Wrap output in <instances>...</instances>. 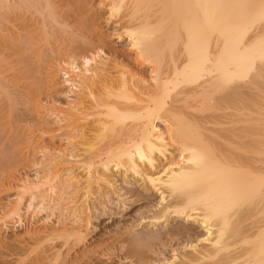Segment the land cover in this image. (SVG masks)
Instances as JSON below:
<instances>
[{"label": "bare ground", "instance_id": "obj_1", "mask_svg": "<svg viewBox=\"0 0 264 264\" xmlns=\"http://www.w3.org/2000/svg\"><path fill=\"white\" fill-rule=\"evenodd\" d=\"M48 1L0 0V16L26 11L41 25L42 36L48 39L53 27L65 35L71 27L65 28L67 21L63 25L59 19L63 14L57 18L52 0ZM97 1L108 21L123 27L115 39L127 40L132 59L100 38L96 43L90 35H79L80 39L76 35L77 40L70 42L73 38L68 36L67 43L65 35L61 40L68 46L64 43L60 48L64 54L59 51L63 56L56 53L52 63V75L59 74V83L55 80L62 87L57 92L62 100H52L49 108L37 99L39 87L29 90V85L44 82L40 83L38 71L42 64L29 68L39 78L34 76L35 84L31 81L29 88L23 87L32 97L27 98L30 93L24 97L22 89L20 96L25 99L19 101L15 91L21 86L12 94L14 84L7 81L4 86L0 78L6 111L25 122L33 120L30 112L36 116L46 107L45 116L56 127L51 137L61 144L54 150L43 146L42 159L33 164L35 177H26L15 187V198L0 216L5 226L20 222L24 212L41 216L38 233L15 239L22 252L16 255L17 263L36 250L32 264H105L111 254L123 255L131 244L128 251L138 256L132 260L128 251L124 253L121 260L128 264H264V0ZM94 19L83 20L85 28L98 21ZM16 51L17 56L21 51ZM24 51L20 60L27 59ZM44 60L48 61L43 56ZM9 160L8 164L15 158ZM153 192L158 201L151 214L138 222L147 220L143 222L147 228L162 231L131 234L132 239L127 237L131 243L116 238L115 245L107 244L105 249L91 246L99 255L93 258L96 263L86 250L89 246L85 250L91 259L84 253L67 259L85 242L96 209L93 204L98 201L104 211L105 204L115 199L126 207L124 195L135 198V204ZM56 214L60 219L48 226ZM141 248L156 260L143 258Z\"/></svg>", "mask_w": 264, "mask_h": 264}, {"label": "rangeland", "instance_id": "obj_2", "mask_svg": "<svg viewBox=\"0 0 264 264\" xmlns=\"http://www.w3.org/2000/svg\"><path fill=\"white\" fill-rule=\"evenodd\" d=\"M52 1H53V3H52ZM52 1H51V5L53 7L52 9L55 8L54 12H56L55 13L56 17L58 18V16H62V14H63V16L61 18H59V19H61V23H63L62 22L63 20H64V22L67 21L66 25H65V23H63V25L66 26L65 28L71 27V29L67 28V33L65 34L66 38H65V35H63L62 33H60L58 31L57 27L56 28L53 27L55 30L54 29L50 30L49 29L50 27H49V28H47V30L49 29L48 30L49 34H48L47 37H48L50 42L46 41L48 39L45 36H42L44 34L42 32V28H40L41 25H39L37 20L35 21V19L29 13H27L24 10H23L24 12L19 11L20 14H18L19 13L18 11H16L18 13L11 11V12H8L7 14H3L2 16H0V24H1L0 25L1 26L0 27V36H1V38H0V58H1L0 61L3 59L1 61L2 64L0 62V78L3 81V82L1 81V83L2 84L6 83V86H8L9 81H10V83H13L14 85L16 84L15 86L14 85L12 86V84H9L10 87L11 86L13 87V88L11 87V92L13 91L12 94L14 93L16 88H19L21 86V88L16 89L18 91H15V93L17 94V92H19V94H17V96L19 97L20 95H22L20 93H21V91L23 89V91H22V93L24 92L23 94L26 93L28 95L30 93L27 96V98L29 96H31L32 93H31V91H29V93H27L28 89H27V91L24 90L23 87H25V85H26L27 88H29V86H30L29 90H32V92L35 91V88L39 87L40 88V89L38 88L39 91L37 90V93L35 91V94L38 95L37 99L40 102H43L41 104L42 105L46 104L47 108L51 107L50 105H51L52 100H55V101H57V100L61 101L62 100L61 97L57 96L58 95L57 92L62 89V87L56 85L58 80H59L58 77H57L59 74L56 76L55 74H57V73H54L53 75L56 78L53 77L52 72H53V69H55V68H53L52 65H54V64H52V63H54L55 59H57L56 57L60 56V53L62 51V50L60 51V48H63L65 46V44H66V48H67V46H68L67 43L70 41V39H68L69 37L73 38L70 41V42H72V41L75 40L76 35L79 37V38L76 37V40H77V38L80 39L81 36H83V37L87 36V38H88V36L90 35L89 38L92 37L93 41L97 40V38L98 39L100 38L101 41L103 40L102 43L105 41V43H103V44H105L107 46L110 45L109 46L110 48H115L116 50L118 49V51L122 48L121 49L122 51L121 50L120 51L123 52V55H125L124 56L125 58H129L131 56L129 59H132V55H133L132 53L128 52L129 50H128L127 44H126L127 40L124 39V41H122V42H117V39H115V37L117 35L116 33L118 32V30H119V33L122 32L123 31V29H122L123 27H119V26L115 25L116 23L114 24V20H112L113 22L112 21H108L107 12L105 10H103V9H100L98 7L99 5H97V3L99 1H97V0H81V1L80 0H52ZM48 2H50V0ZM89 3H90V5H89ZM54 4H55V6H54ZM74 5L76 7H78V10H77V8ZM66 6H68V7H66ZM58 7H59V9H58ZM78 11L79 12L81 11V12L79 13ZM21 12H22V14H21ZM81 13L83 15H85V16H83V15L81 16ZM10 15H11V17H10ZM77 16H79V17L81 16V17L79 18ZM8 17L11 18V19L9 20ZM30 17L34 21H32ZM86 17L90 18V19L93 17V19L95 18L98 21L94 19L95 22L96 21L97 22L94 25H92V26L88 25V27L85 28V22L84 21L87 20ZM2 18H5V19L7 18V22L1 21ZM82 18H84V19H82ZM73 19H74V22L77 21L78 19H79L80 22L77 21V22L73 23ZM80 19H82V21L84 20L83 23H81L82 21ZM8 20L10 22H8ZM33 22H35L36 25ZM68 24H69V26H68ZM71 24H72V26H71ZM75 24L79 28L76 29V27H74ZM68 29H70L71 31H69ZM76 30H77V32H75ZM87 30H89V31H94L95 30V31H94V33L92 32L93 33L92 34V33H90ZM50 31L51 32L53 31L52 33H53L54 36L52 35V33ZM73 33H75V34H73ZM80 33H82V34H80ZM72 34L74 36H72ZM79 35H81V36H79ZM99 35H101V36H99ZM2 36L5 38V40L3 39ZM11 37L13 39H15L16 42L18 40L20 43H16L15 41L12 40ZM63 37L67 40V43H65L66 41H62ZM9 39L12 40V41H10ZM57 40H58L59 43L56 42ZM6 41H8L9 43L8 42L6 43ZM45 41L48 42L49 44L48 43L44 44ZM11 42H12V45L15 48H12V45H11V48L10 47L9 48H4V47H6L7 44L9 46V44ZM95 42L97 43V41H95ZM14 44H16V45H14ZM18 44H20V45H18ZM25 44H27V45H25ZM52 44H54L55 46L52 47L53 46ZM69 44H71V43H69ZM47 45H48V48H47ZM17 46H18V48L19 47L22 48V51H21V49H19V51H21L22 53L18 51V48H16ZM56 46H57V49H56ZM44 47H46V48H44ZM10 49H14V51L10 50ZM23 49L24 50L26 49L27 51H24ZM42 50L45 53H43ZM15 51L18 53L17 56L15 54ZM23 51H24L25 55L28 54V55H26L27 56V59H26L27 61L25 59H22L23 57L21 58L22 60H20V58H18V57H20V55L22 56ZM50 51H52V52H50ZM59 51H60V53H59ZM12 52H14V54ZM53 52H55V53H53ZM38 53H39V55H38ZM40 53H42V54H40ZM29 54H30V56H29ZM61 54H64L63 51H62ZM48 55H49V57H48ZM15 56L17 57L16 58L17 62L20 60L18 63L16 61H14V59H13V57H15ZM23 56H24V54H23ZM38 56H39V58H38ZM43 56H44V59L47 58L48 61L50 59H52L51 62L50 61L48 62L47 60L46 61L45 60L42 61L43 60ZM54 56H56L55 59H54ZM62 56L63 55H61L60 57H62ZM24 58H25V56H24ZM7 59H9V60H7ZM28 59H30V60H28ZM32 59H33V61H32ZM4 60L7 62L6 65L8 64V62L10 63L9 65H11V66L10 67H9V65L7 66L8 69L10 68L9 70L6 69V67H5L6 65H4L5 64ZM23 61H25V62H27L29 64H26ZM36 61H38V62H36ZM22 62H23V64H22ZM30 62H32V64ZM34 62H35V64H34ZM43 63H44L45 67H42ZM20 64H22V65H20ZM30 64L31 65L34 64V65L31 66ZM39 64L40 65L42 64V66L38 69V71L40 70V73L39 72L38 73L41 76L39 74H37V73L36 74L39 75V77L41 79V80L39 79L40 83L42 82V80L44 82L41 83L42 85L41 84L39 85V80L37 79V82H38L37 84L39 85V86H37V85H34L36 80L33 81V78H35L37 76V75H34L35 74L34 73L35 72L34 71L35 70L34 67L36 65H37L36 67H39L38 66ZM24 65H25V67H24ZM29 65H30V67H29ZM46 65L47 66L49 65V67L46 68ZM21 66L24 68V69L22 68V72H21V68H20ZM15 68H16V70L18 69L20 71L17 70L18 72H14ZM29 68L34 69L33 70V74L31 72L32 70L29 69ZM41 68L43 69V72L41 71ZM26 69H28V70H26ZM48 69H49V74H48ZM143 70H147L148 71L147 68H144ZM28 71H30L31 75H33L32 78L30 77L31 75H29L30 73H27ZM147 71H144V72H146V74H147ZM45 72H46V76L49 75V77L44 76ZM25 73H27V75ZM43 73H44V75H43ZM23 75H25L24 79L21 78V76L23 77ZM41 77H43V78H41ZM29 78H30V81H28ZM12 79H14V80H12ZM21 79H23V80H21ZM44 79H46V80H44ZM55 79H57V82H56ZM16 80H18V81H16ZM51 80H53V82ZM7 81H8V83H7ZM31 81L34 82L33 83L34 86L29 85ZM24 82H25V84H24ZM52 83L53 84L55 83L54 84L55 86H53ZM21 84H23L24 86L21 85ZM31 84H32V82H31ZM10 87H9V89H10ZM31 87H32V89H31ZM51 87H54L56 89H53ZM7 89H8V87H7ZM16 94H14V95H16ZM26 94L24 95V97L26 96ZM1 98H2V95H1V92H0V99ZM21 99L23 100L25 98H23V96H20L19 101ZM2 100L3 99L0 100V110H1L0 111V159H4V160L0 161V216H2L3 209L6 211V209H7L6 207L8 206L9 202L12 201L13 198H15V196H16V194H14L15 187L17 188L18 186H20L19 185V184H21L20 182L22 180H24L26 177H28V178L35 177L36 167L34 165L36 163H38V161L40 162V159H42L41 156L44 153V149H42L43 146L44 145H45L44 147L52 146L51 148L54 150V148H56L59 145H61L58 142L57 138L56 139H52V137H51L52 135L55 134L54 131H55L56 127L53 125V119H50V118L45 116V112L44 111L47 110V109H45L46 107L39 109L37 114H36V116H35V114L30 112V116H32L33 120L30 121L29 119L27 120V118H25V120H27V121L24 122V119H20L19 116H18V118H15L16 115H13L14 113L10 114V113H8V111H6L7 108L5 109V106L7 107V105H4L6 102H4L5 100H3V102H2ZM21 102H23V101H21ZM48 103H50V104H48ZM43 109H45V110H43ZM23 113H28V112L24 111ZM28 116H29V113H28ZM18 119H19V121H18ZM21 121H23V123ZM17 124H18V126H17ZM18 130H19V132H18ZM1 155H2V157H1ZM4 155H6V157H3ZM13 158H15V160H17L15 163H14L15 160L13 162H11V160H13ZM8 160H9V163L11 162L12 164L11 163L8 164L7 163ZM136 186L138 187L137 184H136ZM137 187L134 186V188H136V189H137ZM138 188H139L138 190L140 191L141 187H138ZM123 191H121V192L123 193ZM149 194L147 195V199L145 200L146 202L145 201H141V202H137L136 201V203H138V204H136V203L134 204V202L136 200L135 198H133V197L129 198L130 197L129 195H124L123 197L126 199V203H127L126 207L121 206L120 203L117 204L118 203L117 200L113 199L114 198L113 197L112 198L114 200V201H112L113 204H108L109 206L107 204H105L104 211H103V207L99 206L97 204L98 201L96 203L94 202L95 204H93V205L96 206L95 207L96 209H92V212H91V214H92L91 219L92 220H91L90 225H88V228H87L88 230H86L87 233L85 232V235H86L85 242H84L85 246H84V244L78 246V249L83 251V252L82 253H81V251L78 252L77 251L78 249L76 247L72 251H70V253H69L70 256H68L67 259H70V258L72 259L73 255L74 256L75 255L79 256V255H81L83 253H84V255L86 254L85 256L87 257L90 254V252L86 251V250H90L91 254H92V257L89 255L88 258H90V257L92 259L96 258V257L99 258L98 257L99 256L98 253H94L95 250L98 247H100V248L97 249V250H100L101 248L105 249L107 244H108L107 246H110V244H114L113 240H115L116 238H117L118 241H119V238L120 239H123V238L125 239L126 238L125 240H127V243H128V242H130L128 240L133 238V236L131 234H133V235L136 234L137 235L140 232L141 233L142 232H147L148 230L149 231H151V230L152 231H154V230L162 231L163 230L162 228L161 229L160 228L156 229L154 227H152V229L151 228L150 229L147 228L146 223H144L145 225L143 224V222H146L147 220H145V221L143 220V221H141V223L138 222V220L140 221L141 218L148 217L151 214V212H149V211L152 210L151 206L155 205L157 203V201H158V195L157 194H154V192L150 194L151 196H149ZM127 196H128V198H127ZM148 197H150V198H148ZM147 201H148L149 204L147 203ZM131 202H133V203H131ZM143 202L145 204H143ZM129 203L131 204V207H130V205H128ZM132 204H134V205H132ZM106 205L108 206L107 209H106V207H107ZM144 205L145 206L148 205V206L145 207ZM124 208H125V210H124ZM117 213H119V214H117ZM43 217H45V216L43 215L42 218ZM57 217H58V215L56 217L55 216L52 217V219H51L52 221H51V223L48 224V226L49 225L50 226L55 225L57 223V220L60 219V218H57ZM40 218H41V216L34 217V216H32L31 213L24 212V213H22L21 221L18 222V223H14V222L9 221L6 224V226L0 224V264H2V263L3 264H7V263L8 264H18V263L19 264H32V263L35 262V260H36L35 258H37V256H38V254H37L38 251H36V250L32 251L33 253L31 252L32 253L31 254L30 253L31 250H30L29 253H28L29 254L28 258L25 259L23 262L20 260V262L17 263V261H19V259H20L18 256L22 255V252H20L21 248L15 242V239H18V240L21 239L22 237L25 236L24 233H27V232H31V234L38 233V231L40 230L39 228H41L40 223L38 222V220ZM68 225H69L68 227L71 226L70 223ZM134 225H135V227H132ZM149 226H151V225H149ZM127 237L129 239H127ZM104 240H106V241H104ZM115 242L117 243V241H115ZM96 243L98 244V246H97ZM14 244H16V245L14 246ZM128 245H129L128 248L130 249L131 248V244H128ZM86 246H89L88 247L89 249ZM91 246H92V248H93V246H95L96 249L95 248H94L95 250L92 249ZM103 246H104V248H103ZM111 246H113V245H111ZM85 247H86V250H85ZM129 249L123 250L122 251L123 255L120 254L121 252L120 253H116L115 252L114 254H111L110 255V260H106L105 257L104 258L101 257V258L106 260L105 264H107V263L108 264H112V263L113 264H122L123 262L125 264H128V260H126V261L125 260H121V257L125 256L124 253L126 254V252ZM142 249L144 250V252H143ZM145 249L146 248H141L140 249L143 253H145V257H143V256H141V257L147 258V259L151 260L152 262H154L156 260V257L151 255L150 252L149 253L146 252ZM84 250L86 251V253L84 252ZM97 250H96V252H97ZM92 251H94V252H92ZM131 251L132 252L128 251V256H132V260H135L138 255L133 253V250H131ZM19 252H20V255H19ZM71 252L74 253V254H71ZM88 252H89V254L87 255ZM142 252H141V254H142ZM130 253H131V255H130ZM77 254H79V255H77ZM118 254H119V257H116ZM16 255H18V256H16ZM135 255H136V257H135ZM142 255H144V254H142ZM169 256L170 255L168 253V257ZM166 257H167V254H166ZM88 258H86L85 260H87ZM97 260L94 261V259H93L94 262L91 261V260H89V261H91L92 263H96ZM110 261H112V262H110Z\"/></svg>", "mask_w": 264, "mask_h": 264}]
</instances>
